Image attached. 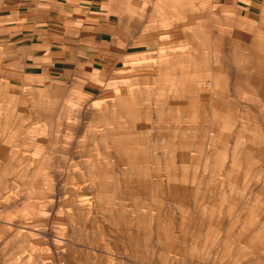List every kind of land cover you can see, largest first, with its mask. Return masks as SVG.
Here are the masks:
<instances>
[{
	"label": "rangeland",
	"instance_id": "374dc122",
	"mask_svg": "<svg viewBox=\"0 0 264 264\" xmlns=\"http://www.w3.org/2000/svg\"><path fill=\"white\" fill-rule=\"evenodd\" d=\"M93 11L43 74L0 45V264H264V17Z\"/></svg>",
	"mask_w": 264,
	"mask_h": 264
},
{
	"label": "crops",
	"instance_id": "0c3cea01",
	"mask_svg": "<svg viewBox=\"0 0 264 264\" xmlns=\"http://www.w3.org/2000/svg\"><path fill=\"white\" fill-rule=\"evenodd\" d=\"M101 0H0V45L9 62L24 60L26 65L46 72L45 49L60 48L61 33L76 30L85 16L94 14ZM246 16L264 17V0H220ZM81 27V26H80ZM52 35V39L46 40ZM57 36V37H56ZM77 49L78 44L71 45ZM24 49L26 52H21ZM78 53V52H77ZM60 56L53 57L56 69ZM7 62V61H5ZM35 72V71H33Z\"/></svg>",
	"mask_w": 264,
	"mask_h": 264
}]
</instances>
